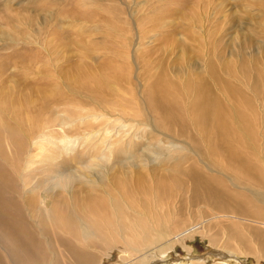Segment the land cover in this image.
<instances>
[{
    "label": "bare ground",
    "instance_id": "bare-ground-1",
    "mask_svg": "<svg viewBox=\"0 0 264 264\" xmlns=\"http://www.w3.org/2000/svg\"><path fill=\"white\" fill-rule=\"evenodd\" d=\"M261 67L262 77H248L244 87L228 76L215 78L224 85L222 93L205 82L192 85L187 101L180 96L182 89L159 80L150 85L140 107L122 98L101 101L100 113L67 106L58 137L50 130L36 139L32 128L24 139L7 126L9 147L0 140V264H101L116 249L123 264H158L155 259L177 244L190 250L187 241L198 233L217 246L219 256L260 263L264 64ZM130 119L148 125L155 136L161 134L156 139L161 144L151 138L137 140L139 132L129 126ZM48 122L54 126L53 120ZM137 141L148 144L137 148ZM41 148L45 158L35 161ZM168 152L177 154L176 160L161 170L151 168L148 178L135 170ZM74 161L82 162L81 168L74 170ZM50 172L56 174L54 182L52 176L44 179ZM188 213L195 216L184 221ZM179 264L206 262L197 258Z\"/></svg>",
    "mask_w": 264,
    "mask_h": 264
},
{
    "label": "rangeland",
    "instance_id": "rangeland-1",
    "mask_svg": "<svg viewBox=\"0 0 264 264\" xmlns=\"http://www.w3.org/2000/svg\"><path fill=\"white\" fill-rule=\"evenodd\" d=\"M262 64L264 0H0V140L9 147L7 126L24 139L32 128L36 139L50 130H56V137L62 135L59 119L67 106L100 113L101 101L122 98L140 107L154 81L182 89L186 101L191 86L202 82L222 93L224 85L215 80L221 76L244 87L248 77H262ZM47 120L54 126H47ZM128 123L137 127V140L161 144L156 140L161 134H151L148 125L133 119ZM146 141H137L135 147L143 148ZM45 154L38 149L35 161ZM176 157L168 152L135 170L148 178L151 168L161 170ZM95 160L101 162V157ZM81 166L72 162L74 170ZM50 176L56 177L55 172L44 179ZM185 216L184 221L195 215ZM198 234L187 241L190 250L177 244L155 262L179 264L199 258L206 264H264V259L256 263L248 257L219 256L217 246ZM110 256L101 264L124 263L117 249Z\"/></svg>",
    "mask_w": 264,
    "mask_h": 264
}]
</instances>
